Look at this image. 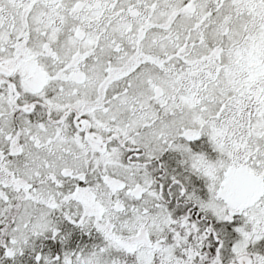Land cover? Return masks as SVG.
I'll return each instance as SVG.
<instances>
[{
	"label": "snow or ice",
	"instance_id": "6c2138e0",
	"mask_svg": "<svg viewBox=\"0 0 264 264\" xmlns=\"http://www.w3.org/2000/svg\"><path fill=\"white\" fill-rule=\"evenodd\" d=\"M0 264H264V0H0Z\"/></svg>",
	"mask_w": 264,
	"mask_h": 264
}]
</instances>
